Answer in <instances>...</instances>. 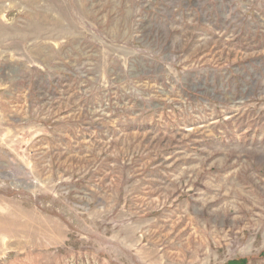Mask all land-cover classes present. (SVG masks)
<instances>
[{
  "label": "rangeland",
  "instance_id": "374dc122",
  "mask_svg": "<svg viewBox=\"0 0 264 264\" xmlns=\"http://www.w3.org/2000/svg\"><path fill=\"white\" fill-rule=\"evenodd\" d=\"M0 264H264V0H0Z\"/></svg>",
  "mask_w": 264,
  "mask_h": 264
}]
</instances>
